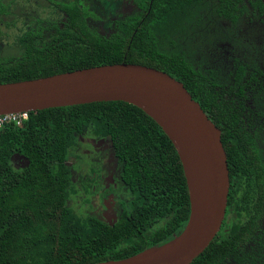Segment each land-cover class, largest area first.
<instances>
[{
  "label": "trees",
  "instance_id": "1",
  "mask_svg": "<svg viewBox=\"0 0 264 264\" xmlns=\"http://www.w3.org/2000/svg\"><path fill=\"white\" fill-rule=\"evenodd\" d=\"M129 1L133 10L111 21L108 34L88 25L91 14L82 0L0 2V26L7 28L14 27L12 11L21 2L32 12L46 4L63 14L61 21L28 19L5 45L11 52L0 55V84L119 63L180 81L221 130L230 181L222 226L191 264H264V31L258 39H235L248 53L234 45L222 61L205 53L216 48L215 36L230 38L222 23L234 30L246 17L248 25L261 18L264 0ZM81 137L107 140V156L80 143ZM109 157L119 163L117 180L126 194L114 199L113 225L93 215L107 192L91 189ZM188 216L175 149L130 104L49 108L28 112L19 126L0 127V264L124 259L171 241Z\"/></svg>",
  "mask_w": 264,
  "mask_h": 264
},
{
  "label": "water",
  "instance_id": "2",
  "mask_svg": "<svg viewBox=\"0 0 264 264\" xmlns=\"http://www.w3.org/2000/svg\"><path fill=\"white\" fill-rule=\"evenodd\" d=\"M115 101L142 110L171 142L188 191L189 216L171 241L93 264H191L222 226L230 181L221 130L180 81L151 67L119 63L0 84V116Z\"/></svg>",
  "mask_w": 264,
  "mask_h": 264
},
{
  "label": "rangeland",
  "instance_id": "3",
  "mask_svg": "<svg viewBox=\"0 0 264 264\" xmlns=\"http://www.w3.org/2000/svg\"><path fill=\"white\" fill-rule=\"evenodd\" d=\"M8 1L10 0H0V2L2 3H7ZM82 1L85 2V5L87 6V11L91 14V16L86 19L88 25L92 28L98 29V31H100L101 33H106L110 30L108 26L110 25L111 21H113L114 19H118L121 15H125L129 13L134 8V4L129 0H82ZM24 5L25 3L21 2L19 8L12 11V14H14V18H13L14 27L7 28L5 26H0V55L6 53L8 54L11 52V51H6L5 45H7V43L10 42L14 37H18L24 31L25 27L28 25L27 22L28 19H30L32 16L37 15L40 19H43L45 21L63 20V14L59 12L56 7L52 5L46 6V4H43V8L37 9L36 12H32L29 7H25ZM249 19L250 18L248 17L243 19L239 23L238 27L234 28V30L229 29L230 28L229 25L222 23V26L219 27L220 30L226 34H229L228 37L230 38L224 39V38H217L216 36L214 38L211 37L213 38L214 45L216 46V48L213 50H209L208 48H206L208 51H205V53L209 55L213 54L216 57H218L217 59H220L221 61L224 60L225 57L228 58V56L231 54V50L233 49V45L236 51H243L244 53H248L249 51L247 49L244 50L237 46L236 40H239L241 36H245L246 38H243L245 40L248 37H253V39L261 38L260 35L261 33H263L262 31H264V14L259 19H253L252 21L254 22V24L248 25L247 20ZM79 142L87 143L92 147V149L97 154L103 152L105 156H107L106 150L108 149L107 147L109 146L107 140L94 141L91 139L81 137ZM79 151L80 153L78 154L85 155L87 154L88 149H82V150L80 149ZM73 162L74 160L70 158L67 162V165L71 166ZM112 162L113 160L110 157L107 158L104 164L105 169L100 170L102 175L105 176L107 174V167L113 165ZM76 163L78 165H81L79 162ZM114 165L115 166H113V170L116 171L119 168V163L115 162ZM125 196L126 194L121 191L120 193H118L117 198L119 199ZM111 199H112L111 196H109L104 200L105 202L104 206L106 209L104 212V217H107L109 220H113L115 216L114 212L111 211V207L113 205Z\"/></svg>",
  "mask_w": 264,
  "mask_h": 264
},
{
  "label": "flooded vegetation",
  "instance_id": "4",
  "mask_svg": "<svg viewBox=\"0 0 264 264\" xmlns=\"http://www.w3.org/2000/svg\"><path fill=\"white\" fill-rule=\"evenodd\" d=\"M109 27V26H108ZM110 28V27H109ZM98 30V29H97ZM110 31V30H109ZM106 32V33H100L101 34H108L109 33ZM109 143V142H108ZM110 147V144L109 146L107 147L109 149ZM107 149V150H108ZM106 150V151H107ZM94 151V150H93ZM113 163V162H112ZM115 163V162H114ZM113 163V165H110L107 167V174L104 176L102 175L100 178H99V183L98 184H94L92 186V192H95L97 194H101V192H107L106 195L103 197L102 200V203H103V206L105 204L104 200L105 198H108L109 196H111V202H112V207H111V211L114 212V218L113 220H109L107 217H104V212H105V206L102 207V208H93V215L94 216H98L101 220L105 221L107 224L109 225H113L115 222H116V219H117V211L114 209V206H115V203L113 202L114 199H117V195L118 193H120L122 190H121V186L120 184L118 183V180H117V173H118V169L115 171L113 170V166H115ZM77 164V163H76ZM78 165V164H77ZM75 165V167L77 166ZM79 166V165H78ZM80 167V166H79ZM82 167V166H81ZM120 167V166H119ZM102 169H105V165L102 166ZM106 171V170H105ZM119 186V188H118ZM113 187V188H112ZM112 188V189H111ZM113 189L115 190L114 193L112 192ZM98 190H100V192L98 193ZM117 193V195H116ZM92 204L95 206L96 203L93 201ZM107 208V206H106Z\"/></svg>",
  "mask_w": 264,
  "mask_h": 264
},
{
  "label": "built area",
  "instance_id": "5",
  "mask_svg": "<svg viewBox=\"0 0 264 264\" xmlns=\"http://www.w3.org/2000/svg\"><path fill=\"white\" fill-rule=\"evenodd\" d=\"M28 117V112H21L15 114H7L0 116V127L8 123H14L19 126Z\"/></svg>",
  "mask_w": 264,
  "mask_h": 264
}]
</instances>
